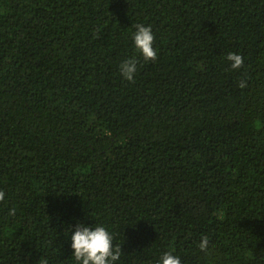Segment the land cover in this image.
I'll return each instance as SVG.
<instances>
[{"label": "trees", "instance_id": "16d2710c", "mask_svg": "<svg viewBox=\"0 0 264 264\" xmlns=\"http://www.w3.org/2000/svg\"><path fill=\"white\" fill-rule=\"evenodd\" d=\"M0 191V264H76V219L120 264H264V0H0Z\"/></svg>", "mask_w": 264, "mask_h": 264}, {"label": "clouds", "instance_id": "9594fccd", "mask_svg": "<svg viewBox=\"0 0 264 264\" xmlns=\"http://www.w3.org/2000/svg\"><path fill=\"white\" fill-rule=\"evenodd\" d=\"M135 50L145 59L154 60L157 50L154 47V33L150 25L136 24L131 36ZM227 60L231 67L238 68L244 64V57L237 52H228ZM119 71L123 78L133 81L137 72V58L131 56L121 62ZM247 81L241 80L240 87L246 86ZM5 199V193L0 191V201ZM15 208L9 209V215L14 216ZM72 256L76 264H120L122 258L121 245L114 243V235L104 223L88 224L76 219L74 225L68 228V236ZM209 238L203 236L198 247L207 251ZM155 264H183L181 257L172 251L159 254Z\"/></svg>", "mask_w": 264, "mask_h": 264}]
</instances>
